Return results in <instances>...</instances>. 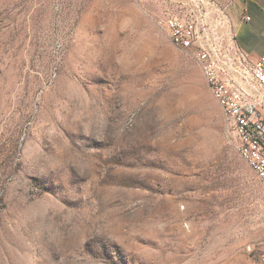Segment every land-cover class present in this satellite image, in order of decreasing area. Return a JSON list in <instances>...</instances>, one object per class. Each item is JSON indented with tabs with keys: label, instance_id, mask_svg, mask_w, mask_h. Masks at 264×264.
<instances>
[{
	"label": "rangeland",
	"instance_id": "obj_1",
	"mask_svg": "<svg viewBox=\"0 0 264 264\" xmlns=\"http://www.w3.org/2000/svg\"><path fill=\"white\" fill-rule=\"evenodd\" d=\"M225 4L0 0V264H261L264 184L162 27L233 54Z\"/></svg>",
	"mask_w": 264,
	"mask_h": 264
},
{
	"label": "built area",
	"instance_id": "obj_2",
	"mask_svg": "<svg viewBox=\"0 0 264 264\" xmlns=\"http://www.w3.org/2000/svg\"><path fill=\"white\" fill-rule=\"evenodd\" d=\"M207 15L190 5L184 13L167 16L162 27L176 49L199 66L222 111L226 142L264 184V115L259 111L264 96V55L250 63L239 51L232 54L225 45L227 32L221 17L208 22Z\"/></svg>",
	"mask_w": 264,
	"mask_h": 264
},
{
	"label": "crops",
	"instance_id": "obj_3",
	"mask_svg": "<svg viewBox=\"0 0 264 264\" xmlns=\"http://www.w3.org/2000/svg\"><path fill=\"white\" fill-rule=\"evenodd\" d=\"M233 47L254 63L264 55V0H220ZM190 5H188L189 7ZM222 18V17H221ZM226 28V32L229 29ZM227 37V36H226ZM259 111L264 115V96Z\"/></svg>",
	"mask_w": 264,
	"mask_h": 264
},
{
	"label": "bare ground",
	"instance_id": "obj_4",
	"mask_svg": "<svg viewBox=\"0 0 264 264\" xmlns=\"http://www.w3.org/2000/svg\"><path fill=\"white\" fill-rule=\"evenodd\" d=\"M171 42V44L175 47V44H174V42L173 41H170ZM176 48V47H175ZM177 50H179V49H177Z\"/></svg>",
	"mask_w": 264,
	"mask_h": 264
}]
</instances>
